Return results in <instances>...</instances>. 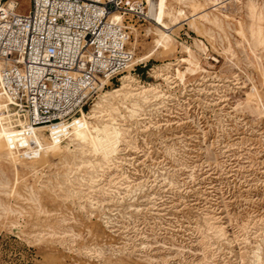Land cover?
<instances>
[{
    "label": "rangeland",
    "instance_id": "rangeland-1",
    "mask_svg": "<svg viewBox=\"0 0 264 264\" xmlns=\"http://www.w3.org/2000/svg\"><path fill=\"white\" fill-rule=\"evenodd\" d=\"M142 1L86 112L24 139L0 94V264H264V0ZM124 75L156 92L118 97Z\"/></svg>",
    "mask_w": 264,
    "mask_h": 264
},
{
    "label": "built area",
    "instance_id": "built-area-1",
    "mask_svg": "<svg viewBox=\"0 0 264 264\" xmlns=\"http://www.w3.org/2000/svg\"><path fill=\"white\" fill-rule=\"evenodd\" d=\"M0 0V94L23 111L24 139L35 128L86 112L132 64L129 48L142 0ZM108 81L100 86V81ZM7 124V122H5ZM21 158L31 151L17 149Z\"/></svg>",
    "mask_w": 264,
    "mask_h": 264
},
{
    "label": "bare ground",
    "instance_id": "bare-ground-1",
    "mask_svg": "<svg viewBox=\"0 0 264 264\" xmlns=\"http://www.w3.org/2000/svg\"><path fill=\"white\" fill-rule=\"evenodd\" d=\"M150 3H152V2H150ZM153 10V9H152ZM165 14V12H164V9L162 8V6H161V3H160V0H157L156 1V11H155V14H154V17L158 20V21H160V17L162 16V15H164ZM159 23V22H158ZM161 24H162V26H164V27H167V25L164 23V22H161ZM166 29V28H165ZM167 30V29H166ZM162 40H164V41H167L168 40V35L167 34H162V38H161ZM132 65V64H131ZM129 66L128 67V69L126 70V73L130 70V68L132 67V66ZM125 73V74H126ZM125 76V75H124ZM121 82V86L119 87V89H117L114 93L115 94H118V97H120V96H122V97H124V99L127 101L128 99H129V97L130 98H132V97H134L135 98V96H143L144 97V100H148V97L146 96V93H148V92H152V91H155V89L156 88H152V89H147V88H145V87H141V88H139V89H136L135 90V79H134V77L133 76H129V75H127V76H125V77H123L121 80H120ZM108 83V81H106V80H104V81H100L99 82V84H100V86L101 85H103V84H107ZM138 85V84H137ZM136 91V92H135ZM156 92V91H155ZM136 93V94H135ZM156 95V93H154V96ZM99 96V95H98ZM98 98V97H97ZM156 99V98H155ZM125 101V102H126ZM149 102V101H148ZM10 104V103H9ZM99 104V103H98ZM94 105V104H93ZM92 105V106H93ZM137 104H135V102H133L132 101V107L134 108L135 106H136ZM91 106V107H92ZM124 106V105H123ZM90 107V108H91ZM94 107V106H93ZM138 107V106H137ZM124 108V107H123ZM114 109H116V108H114ZM127 109V108H126ZM113 112H114V110H112ZM23 112V111H22ZM80 112H84V111H78L74 116H72L69 120H67V121H64V122H61V123H59V124H56V125H53V127H57V126H59V125H62V124H65V123H68V122H70L71 121V119L72 118H74V117H76V115L77 114H79ZM111 112H110V110H106V109H104L102 106H98V107H96V108H93L88 114H85L83 117H82V120H81V123H82V125H89V126H93V125H95V126H99V125H102L103 123H101L100 121H101V119H104V120H106L105 119V117H111L112 118V116H111V114H110ZM81 119V118H80ZM108 119V118H107ZM98 122V123H97ZM49 127H51V126H47V127H39V128H36V129H45V128H49ZM77 128H76V131H77V133L78 132H85V131H87V130H85L83 127H81L80 125H77L76 126ZM105 128V127H104ZM95 130V127L94 128H89V130ZM83 132V133H84ZM89 132V131H88ZM97 132V131H96ZM85 134V133H84ZM84 134H82V135H84ZM111 134V133H110ZM79 136H81L80 134H76L75 136H70V135H67V137L70 139L69 141H67V144L69 145V144H71L73 141H72V139H71V137H73V138H78ZM111 136V135H110ZM113 136V135H112ZM81 138V137H80ZM60 142V141H59ZM62 142V141H61ZM66 144V145H67ZM68 148V147H67ZM221 230H222V228H221Z\"/></svg>",
    "mask_w": 264,
    "mask_h": 264
}]
</instances>
